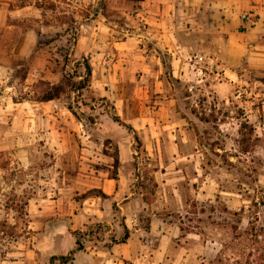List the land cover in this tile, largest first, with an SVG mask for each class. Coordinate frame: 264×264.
<instances>
[{"label":"crops","instance_id":"obj_1","mask_svg":"<svg viewBox=\"0 0 264 264\" xmlns=\"http://www.w3.org/2000/svg\"><path fill=\"white\" fill-rule=\"evenodd\" d=\"M79 1L89 15L69 55L87 60L88 85L48 101L6 102L0 136L22 143L11 145L5 171L15 179L0 185L21 189L22 208L2 213L13 223L24 217L41 237V264L61 255L69 260L53 264L213 259V247L208 254L189 244L200 234L186 228L188 209L215 201L214 158L221 139L239 133L220 131L215 106L264 75V0ZM246 11L251 26L240 20Z\"/></svg>","mask_w":264,"mask_h":264},{"label":"rangeland","instance_id":"obj_2","mask_svg":"<svg viewBox=\"0 0 264 264\" xmlns=\"http://www.w3.org/2000/svg\"><path fill=\"white\" fill-rule=\"evenodd\" d=\"M79 4H82L79 0H0V117L4 122L7 121V112L11 111L10 105L4 108L6 102L37 97L46 86L41 82L62 83L68 88L73 82H78V74L84 75L82 60L73 61L69 55L70 46L77 37L78 22L89 15L87 6L77 7ZM41 76L46 78L41 79ZM253 76L240 84H250L255 79L263 81L264 85V75ZM69 91L62 95H69ZM215 108L219 110L220 131L229 132L232 127L239 133L235 140L221 139L222 156L214 158L215 163L221 166L220 172L215 174L218 179L215 201L189 207L194 219L186 226L200 234L198 241L197 238L189 239V244L195 245V241L199 247H206L208 254L213 247L214 257L223 242L232 241L235 232L231 226L244 228L246 225L252 200L264 197V109L257 106L254 120L250 117L246 122L242 111L231 104L224 103ZM229 113L234 116L233 120L228 118ZM253 121L257 124H252ZM5 125L3 123L2 126ZM1 137L4 136H0V183H9L15 179L13 172H5L11 164V145L22 142ZM31 144L36 145L37 142ZM34 154L38 163L37 153ZM41 161L42 167L45 161ZM24 178V174L18 173L16 180ZM2 186L0 264H41V258L38 261L39 255L35 251L41 237L27 230L24 217L13 223L2 213L6 206L12 207L14 214L21 212V189L4 186L1 190ZM195 216L200 220L197 221ZM196 259L200 264H214L209 262L214 258L208 260L199 256ZM190 264L195 263L192 261Z\"/></svg>","mask_w":264,"mask_h":264},{"label":"trees","instance_id":"obj_3","mask_svg":"<svg viewBox=\"0 0 264 264\" xmlns=\"http://www.w3.org/2000/svg\"><path fill=\"white\" fill-rule=\"evenodd\" d=\"M82 65L84 75L78 74L80 75L78 82H73L68 88L62 83L41 82L46 85L45 89L33 99L48 101L59 98L66 91H79L85 88L89 82L90 67L86 59H82ZM111 117L114 121L121 123L117 116L112 114ZM126 127L130 129L129 126ZM240 210L243 211V208ZM248 211L250 216L247 218L244 228L232 225V231L235 232L232 241L223 242L214 259L209 262L214 264H264V212L261 213L264 211V197L259 200L253 199ZM235 213L237 214L234 212V215ZM75 243L80 247L78 240ZM54 260L65 263L69 260V256H51L50 264H53Z\"/></svg>","mask_w":264,"mask_h":264},{"label":"built area","instance_id":"obj_4","mask_svg":"<svg viewBox=\"0 0 264 264\" xmlns=\"http://www.w3.org/2000/svg\"><path fill=\"white\" fill-rule=\"evenodd\" d=\"M240 20L248 26H251L255 22V15L251 11L242 12L240 14ZM191 90L192 87H190ZM225 104L229 106L231 104L234 108L240 109L243 113V120L246 122L250 121V117L254 120L258 111L257 106L264 109V85L260 83L238 84L232 89L230 97ZM208 107L210 110L211 107ZM228 118L233 120L234 116L229 113ZM252 124H257V122L253 121ZM254 126L252 125L253 128Z\"/></svg>","mask_w":264,"mask_h":264}]
</instances>
